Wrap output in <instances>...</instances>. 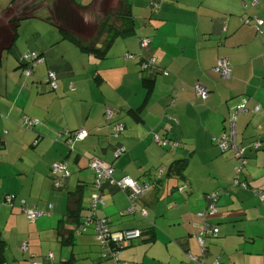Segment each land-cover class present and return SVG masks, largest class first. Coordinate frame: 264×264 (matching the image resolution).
Segmentation results:
<instances>
[{
  "label": "crops",
  "instance_id": "1",
  "mask_svg": "<svg viewBox=\"0 0 264 264\" xmlns=\"http://www.w3.org/2000/svg\"><path fill=\"white\" fill-rule=\"evenodd\" d=\"M49 1L48 18L53 23L55 13L63 10L60 7L54 12L53 1ZM11 2L5 10L0 8V237L5 242L6 262L28 264L32 255L40 263L41 239H49L59 243L54 248L55 263L112 264L100 259L91 230L73 237L68 234L76 228V221L91 214L90 201L85 198L97 193L87 168L88 159L94 157L112 167L114 179L129 176L139 182L155 181V170L164 172L155 181L156 188L139 200L146 218L138 213L122 215L128 206L127 195L105 183L102 187L103 204L95 215L108 218L112 230L153 228L149 235L132 241L119 254L120 261L199 264L188 261L190 254L206 264L215 260L220 264H264V202L254 193L264 192V36L253 26L258 19L264 29V0H133L134 34L116 40L102 61L93 60L75 45L68 46L74 63L42 38L35 0ZM67 3L72 13L81 14L83 23L93 20L88 10L100 4L93 0L83 8L75 0ZM28 7L33 14L22 20L27 21L29 32L26 45L20 47L17 41L26 24L20 22L13 41L9 19ZM64 30L79 34L72 28ZM141 37L150 39L144 49L137 44ZM26 52L42 54L45 62L24 77L18 58ZM127 53L135 57L126 58ZM150 55L157 59L160 70L169 73L156 74L148 87L144 78L151 75L140 72L139 61ZM220 57L232 67L228 80L215 71ZM48 71L57 76L55 92L45 81ZM197 82L209 92L204 101L192 91ZM70 83L73 91L68 88ZM174 90L178 92L171 106ZM241 97L248 98L249 110L260 105L259 111L240 115L236 125L235 142L244 148L247 159L238 179L247 182V189L231 185L239 162L231 154L219 152L211 141L227 132V118ZM106 108L114 110V120L124 125L117 139L110 138L103 127ZM25 115L39 122L33 133L20 128ZM75 129H85L90 136L76 142L73 152L54 140L63 130ZM153 132L177 142V149L161 148L152 141ZM35 139L38 142L33 146ZM254 142L260 144L258 149L251 147ZM120 146L125 152L114 159V149ZM61 160L67 162L70 175L59 192L52 188L48 173L50 165ZM180 163L183 168L177 171ZM219 189H227L228 194L219 199L217 214L207 216L218 234L205 239L201 254L193 237L200 222L196 214L206 211V194ZM67 192L79 196V211L70 219L65 217ZM6 195L14 196L12 207L3 204ZM22 206L42 215L28 223ZM54 221L56 227L46 229ZM45 232L52 234L45 236ZM24 239L29 252L26 260L18 251Z\"/></svg>",
  "mask_w": 264,
  "mask_h": 264
},
{
  "label": "trees",
  "instance_id": "2",
  "mask_svg": "<svg viewBox=\"0 0 264 264\" xmlns=\"http://www.w3.org/2000/svg\"><path fill=\"white\" fill-rule=\"evenodd\" d=\"M14 1H16V0H12L11 3H14ZM71 1H73V0H71ZM109 3L110 4H109L108 7H105V9H102L104 11V14L102 16H100L98 14H95L94 13V9L88 10L89 15L96 22V28H95L94 32L91 34V36H89L87 38H84V37H82V36H80L78 34H75V33H72V32H69V31L64 30L56 22H53V25L59 28L58 31H59V33H60V35L62 37L61 39L67 40V41L71 42L72 44H74L75 46H77L81 51H83L86 55L90 56L95 61L106 60L107 59V54H108L110 48L115 44L116 40H118V39H126L129 36H131V35L134 34V27H133V19H134V17H133L132 10H131V8H132L133 5H132L131 0H110ZM75 5H77V4H75ZM151 5H152V7H156V5L154 3L151 4ZM86 7H88V5L84 6L83 8H86ZM31 10H32V7H28L26 10H24L22 12H19L17 14H14L9 19V24H12L13 25L12 30H11L12 31L13 41L17 37L18 27H19L20 22L23 19L28 18V15L33 14V13H31L32 12ZM255 20L253 22V26L256 28ZM243 21H246L247 23L249 22L248 20H243ZM260 30H262V32L259 31V30H257V33H259L262 36H264V29L262 28V25H261V29ZM144 40H149V43H150V39L149 38H144V37L138 38L137 44H138V46H139L140 49H144V48H146V47L149 46V44L147 46H145V47H142L141 46V43ZM125 57L126 58H130V59H133L135 57V55L133 53H127V55ZM44 58L45 57L42 54H39L37 52H26L24 54H21L20 58H18V64H19L18 65L19 66L18 68L21 69V73H22V75L24 77L26 76L24 74L25 71H30V75H28V76H31V74L33 72V68L38 63L45 62V59ZM152 58H155L154 55H150L147 58H142L139 61V70H140V72H142L143 74L150 73V75H151L150 77H145L144 78L145 84L148 87L152 84L153 77L156 74L167 75L169 73L168 70L165 69V68H162L160 70L159 66H157V59L156 58H155V62L152 63L151 62V59ZM220 58H224V57H220ZM220 58H218V59H220ZM218 59H217V61H218ZM217 61H216L215 67L217 65ZM228 64H229V62H228ZM143 66H145V69H143ZM229 67L232 70V67H231L230 64H229ZM48 72H50V71H48ZM48 72H47V74H48ZM51 72H53L55 74L54 71H51ZM47 74H46L45 81H46L47 85L49 86L50 90L52 92H55L57 90V88H58L57 76L55 74V77H56V85L57 86H56L55 89H53L51 87L50 83L47 81ZM217 74L220 77L219 73H217ZM230 77H231V71H230L229 78ZM229 78H227V79H222L221 78V79L222 80H228ZM193 86H194V84H193ZM193 86H192V91L195 94V92L193 90ZM68 88H69L70 91H73L74 90L73 84L70 83L68 85ZM179 91H183V89L180 88ZM177 92H178V90H174L173 94L171 95L169 105L172 106L174 104L175 99H176V93ZM208 95H209V92H208ZM208 95H207V97H208ZM195 96H196V94H195ZM196 97L199 98V99H201V100H203V101L207 99V97L206 98H201V97H198V96H196ZM243 99L246 100V109H245V112L239 113L236 116V125H237L238 117L240 115L247 114L249 111H251V112L254 113V112H257V111L260 110V105L259 104L254 105V107L251 110H249V108H248V98L247 97H241L240 100H239V102H238V104ZM236 106L232 109V111L229 113V117L227 118V124H228V130H227V132H224V133H221L219 135L213 136L212 139H211V141H212V144L219 150V152H221L222 154L229 153V154L232 155V157H234L235 159H237L238 162H239V165L237 166V168H239V172L236 173V169L237 168L234 169V179H233L231 185L233 187H239V188H242V189H247L249 187L248 184H247V182L240 181L238 179L242 167L247 164V159H246V157L244 155V148L238 146L236 144V142H235V145L237 147H239V148L242 149L241 156L240 157H236L234 155V153H233L232 150H228V151L221 150L220 147L217 145V141H216V139L220 138L222 135H227L229 133V130H230V127H229V118H230V115L234 112ZM256 106H258L259 109L255 111L254 108ZM107 111H111L112 112V115L110 117H107V114H106ZM114 117H115V111L112 110V109L106 108L105 111H104V113H103V120H104L103 127L107 128L108 136L110 138L117 139L123 133V131H124L125 128H124V125L122 123L114 120ZM38 123H39L38 121H36V120H34V119H32V118H30V117H28V116L25 115V116H23V120H22V123L20 125V128L23 131L32 132V131H34V127L36 125H38ZM116 125H121L122 126V130L121 131H118V132H115L114 131V126H116ZM100 128H102V126L96 128L95 131L98 132V130ZM80 130H84L87 133L86 137H84L82 139H75L74 134L77 133V132H79ZM89 136H90V132L87 131V130H85V129L63 130L60 133V135H58L54 140L55 141H61L64 145H66V147L69 149L70 152H73L74 151V144L76 142H78V141H82V140L86 139ZM155 136H157L158 139H160L159 142H155V140H154ZM235 138H236V126H235ZM152 141L154 143L158 144L161 148L166 149L168 151H174L178 147V143L177 142L173 141L172 139H170V138H168V137H166L164 135L159 136L155 132L152 133ZM162 141H167V144L165 146H163L162 145ZM37 142H38L37 139H35L33 142H31V145L35 146L37 144ZM255 144H259V143L258 142H254L251 145V147L253 149H258L260 147V144H259V146L257 148H255V146H254ZM120 149H123V151L121 152V154L122 153L124 154L125 148L124 147H121V146L120 147H117V148L114 149V152H113L114 159L117 158V157H115L116 151L117 150H120ZM93 158L94 157L88 159V161H87V168L93 174L92 187L96 190L97 193L100 194V200L102 201L101 196H102V187H103L104 183L107 184V185L113 186L116 189L124 192L127 195L128 206H127L126 210L122 213V215L129 214V212L127 211V209L130 207L131 202H133V201L130 200V194H129L128 191H123L122 189H120L119 187H117L116 184H114V185L109 184L108 180H103V181H101L99 187L96 186L94 172L89 167V161L91 159H93ZM243 160L245 161L244 164L242 163ZM56 163H64V164H66V170L68 172V175L67 176L62 177L61 174H56V175L52 174L51 167H52L53 164H56ZM53 164L50 165V167H49V173H48L49 174V177L51 178V181H52V188L54 190H61L64 187V182L67 180V178L70 175V171L68 169V165H67V162L65 160H61V161L55 162ZM182 168H183V164L180 163L179 166L176 167V170L179 171V170H182ZM112 171H113V169H112ZM155 172H156V177H155L156 180L155 181L163 178V176H164L163 170L156 169ZM124 177H129V176H124ZM124 177H122V178H124ZM110 178L113 179L114 181H119L120 179H122V178H120V179H114L112 177V172L110 174ZM58 180H60V183H59V186L56 187L54 184ZM132 180L136 181L140 185H149L150 186V189L156 188V184H157L154 180H149V181H144V182H139V181H137L135 179H132ZM180 190H182V189H180ZM217 191H222V193L217 196L216 202H211V200L208 199V195L211 194V193H215ZM257 192H259V191L258 190L257 191H254L255 195L259 198ZM260 192H262V191H260ZM262 193H264V192H262ZM227 194H228L227 189H219V190H215V191H212V192H209V193L206 194L205 199L207 200V209H206L205 212H198L196 214V216L198 217V219L200 221L199 224L197 225V231L193 235L196 243H197L196 236H197V234H198L201 226H204V225H206L207 227L213 226V227H215L217 229V227L215 225L211 224L207 220V216H213V215L217 214L218 201H219V199L222 196L227 195ZM67 195H68V212L65 215V217H67V218L70 219V218L75 217L77 215V212L79 211V196L75 192L72 193V194L69 193V192H67ZM94 196H92L91 199H90V205H89V208L90 209L89 210L91 211V214L89 216H87V217H84L82 220H80L78 222L77 221L75 222L76 228L74 230H71L70 233H68L70 235V237H73L74 236V233L75 234H82V233L86 232L87 230H91L92 231V234H93V237H94L95 236L94 235V223L97 220H102V219L106 220L107 228L109 229L110 232H118V231L128 230V229L112 230L110 228V226H109V219L108 218H106V217H97L95 215L96 209H97L98 206H100V205L103 204V201H102V203H98V204L95 205V207H93L92 206V199H93ZM142 196H140L136 201H134V211L132 213H138L142 218H146V216H147L146 209L145 208H142V207L141 208L138 207L139 200L141 199ZM7 197H10L11 198V201L10 202L9 201H6V198ZM259 200L261 202H264V199L261 200L259 198ZM212 203L215 206V212L214 213H210L209 212V206ZM3 204L6 205V206H9V207H12L13 204H14V196H12V195H6V196H4V198H3ZM20 209L23 212V214H24V216H25V218H26V220H27L28 223H34L36 221V219L38 218L37 217L33 222H31L26 217V214H25L26 208L22 206V207H20ZM142 209L145 210L146 215H141V210ZM33 210H35V209H33ZM35 211H37V210H35ZM199 213H202L203 214V218H200L198 216ZM136 229L140 231V237L137 238V239H134V240H138V239L142 238L143 236H145L146 234L149 235V233L152 232V229L153 228L149 227V228H143V229H140V228H136ZM59 233L60 234L63 233V236H64L63 230H61ZM217 234H218V229H217V233L214 236L213 235H208V236L207 235H204V244H205V239L206 238L216 237ZM70 237L68 238L69 240L71 239ZM94 240H95V237H94ZM134 240H132V241H134ZM149 240L151 241V237L149 238ZM132 241H130L127 244V246L124 249H122V251L125 250L131 244ZM25 242L28 243L27 241H25ZM25 242H23V243H25ZM96 244L98 246L97 247L98 248V254H99V257H100L101 260H114V258H112L109 254H107V252H103L102 251L101 247L99 246V244L97 242H96ZM197 245H198V243H197ZM198 247H199V250H200L201 254H203L204 251H205V245L203 246V248H201L199 245H198ZM4 250H5V242L0 237V264H18L15 260L6 262L5 257H4ZM27 250H28V247H27ZM27 250L25 252H22V253H26ZM49 254H51L52 257H53V259L51 261V264H54V256H53L52 253H49ZM49 254H47L46 256H48ZM31 256L28 257V259H27V263L28 264H32L33 262H35L36 264H44L45 263L44 259H45L46 256L43 257V262H40V263H37ZM190 257H194V259H192ZM187 259L190 262H197L199 264H206L201 257L198 258V257L193 256V255H190V254L187 255ZM215 261H218L219 262V260H215ZM114 262H115V264H118L119 262H122V261L119 260V255H118V263L115 260H114ZM123 263H125V262H123ZM219 264H220V262H219Z\"/></svg>",
  "mask_w": 264,
  "mask_h": 264
},
{
  "label": "built area",
  "instance_id": "3",
  "mask_svg": "<svg viewBox=\"0 0 264 264\" xmlns=\"http://www.w3.org/2000/svg\"><path fill=\"white\" fill-rule=\"evenodd\" d=\"M256 28L257 30L261 31V25L262 22L258 19L255 20ZM149 44V40H144L141 43L142 47H145ZM33 55V54H32ZM34 56V55H33ZM39 61V60H38ZM151 62H155V58L151 59ZM143 69H145V66H143ZM215 71L219 73L220 77L222 79H227L230 76V71L231 68L229 67L228 61L226 58H220L217 61V65L215 67ZM24 74L26 76L30 75V71H25ZM47 81L50 83L51 87L53 89L56 88V77L53 72H48L47 74ZM193 90L196 94V96L201 97V98H206L208 95V90L201 85L200 83H196L193 86ZM246 109V100L243 99L235 108L234 112L230 115L229 118V133L227 135H222L220 138L216 139L217 145L220 147L221 150L223 151H228L232 150L234 155L236 157H240L242 154V149L237 147L235 145V126H236V116L239 113L245 112ZM258 106L254 108V110H258ZM107 117H110L112 115L111 111H107ZM122 130L121 125H116L114 126V131L118 132ZM87 133L84 130H80L79 132L75 133V139H82L86 137ZM155 142H159L160 139H158L157 136L154 138ZM167 144V141H162V145L165 146ZM255 148L259 146V144L254 145ZM123 149L117 150L115 153V157H118ZM242 163L244 164L245 161L243 160ZM89 167L90 169L94 172V177H95V183L96 186L99 187L101 181L103 180H108L109 184L114 185L116 184L117 187L122 189L123 191H128L130 194V200L133 201L131 202L130 207L127 209L129 213H132L134 211V201H136L140 196H142L145 192H147L150 189L149 185H140L136 181L132 180L129 177H124L120 179L119 181H114L113 179L110 178V174L112 172V168L110 165L104 163L98 158H93L89 161ZM51 172L52 174H61L62 177H65L68 175V172L66 170V164L64 163H56L53 164L51 167ZM239 172V168L236 169V173ZM60 180L56 181L54 184L56 187L59 186ZM222 191H217L215 193H211L208 195V199L211 200V202H216L217 196L220 195ZM258 196L261 200L264 199V193L262 192H257ZM6 201H11L10 197L6 198ZM102 203L100 200V194L97 193L93 199H92V206L95 207L96 204ZM209 212L214 213L215 212V206L212 203L209 206ZM26 217L29 221L33 222L37 217L41 215L40 212H37L33 209H26L25 210ZM141 215H146L145 210H141ZM198 216L200 218H203V214L199 213ZM217 233V229L213 226L207 227L206 225L201 226L200 230L196 236V240L198 245L203 248L204 246V235H215ZM94 237L95 241L99 244L103 252H107L114 260L118 263V255L124 249L127 244L140 237V231L137 229H128V230H123V231H118V232H110L109 229L107 228L106 220H97L94 223ZM19 250L21 252H25L27 250V243H23L20 247ZM203 251V250H202ZM194 259V257H190ZM53 257L51 254L45 257L44 264H51ZM32 264H36L33 262ZM118 264H125L123 262H119ZM212 264H219L218 261L213 262Z\"/></svg>",
  "mask_w": 264,
  "mask_h": 264
},
{
  "label": "rangeland",
  "instance_id": "4",
  "mask_svg": "<svg viewBox=\"0 0 264 264\" xmlns=\"http://www.w3.org/2000/svg\"><path fill=\"white\" fill-rule=\"evenodd\" d=\"M10 1L11 0H0V8L5 10L9 6ZM52 1H53L52 10L54 12H57V10L60 9V7L62 8L61 10H63L62 14L59 13V11H58L57 14L55 13V17H54L55 21L57 23H59V25H61L63 29H70V28L75 29V31H78V33H79L78 35H80L84 38L91 36V34L93 33L92 31L96 25L95 20L84 21V23H83L82 19H81V14L77 11H74L72 13V10L70 7L71 5L67 3V0H52ZM75 1L77 3H80L81 5H84V6L90 5L93 2V0H75ZM49 2H50L49 0H35V2L33 3L35 5V13H36L35 16L37 17L36 22H38V24H39L38 27L42 28L40 30L41 36L43 39L46 38L45 39L46 43L47 42L53 43V45L50 47L54 48V51L61 52L62 54H66L67 58L70 57V59L74 63L75 59L73 58V56H70V54H69V47L72 48V45L74 46V44H72L71 42H69L67 40L61 39L62 37L58 31L59 28L53 25L52 18L51 19L48 18L49 17V10H50V3ZM109 2H110V0H101L100 4L98 5V8L94 9V13L102 16L104 14V11L102 9H105V7H108L110 4ZM131 2L133 3V0H131ZM13 9L15 10V8H13ZM10 12L11 11L9 10L8 13H10ZM84 20H85V18H84ZM21 23H23V25L24 24H26V25L24 27L25 29L22 33V36L17 41V43L19 44L20 47H24L26 45V42H24V39L29 32V30H28L29 26L27 25V21H22ZM19 30L21 32V29H19ZM56 37H57V39H56ZM118 42H120V40H118ZM65 50H67L68 52H65ZM61 190H58V191L61 192ZM85 199L90 201L89 196H87ZM56 222L57 221H54L52 226H46V229H51V228L53 229L54 224H56ZM49 233H51V232H45L44 234H45V236H48ZM45 236L43 235L42 238L44 239ZM24 241H27V239H24ZM41 243L43 244L42 245L43 251H42V254L40 257V259H41L40 262H42L43 257L49 253H52L53 255H55V259H56V252H55L54 248L59 246V243H53V241H50L49 239H46L43 242L41 239ZM18 247H19V245H18ZM18 247H17V249H18ZM63 249L67 250L68 247L67 248L63 247ZM18 251H19V249H18ZM13 253H14L13 250H11V252H9V255L10 256L14 255L15 253L14 254ZM19 253L21 255L25 256V260L29 256V252L21 253V251H19ZM34 260L37 261L36 259H34ZM110 262H112V264H115L114 260H110ZM76 263L77 264H88V262L85 260L78 261ZM54 264H58V263L54 262Z\"/></svg>",
  "mask_w": 264,
  "mask_h": 264
}]
</instances>
